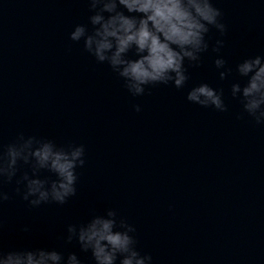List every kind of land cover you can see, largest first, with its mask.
I'll list each match as a JSON object with an SVG mask.
<instances>
[{
    "label": "water",
    "instance_id": "1",
    "mask_svg": "<svg viewBox=\"0 0 264 264\" xmlns=\"http://www.w3.org/2000/svg\"><path fill=\"white\" fill-rule=\"evenodd\" d=\"M216 6L228 25V63L264 54V0ZM88 15L86 0H0V137L24 132L86 147L77 194L65 205L29 208L14 183L5 185L13 198L0 210V243L58 247L67 224L116 208L154 264H264V127L238 119L232 78L219 79L209 51L188 68L185 89L161 85L132 98L68 39ZM201 82L224 89L227 112L186 100Z\"/></svg>",
    "mask_w": 264,
    "mask_h": 264
},
{
    "label": "clouds",
    "instance_id": "2",
    "mask_svg": "<svg viewBox=\"0 0 264 264\" xmlns=\"http://www.w3.org/2000/svg\"><path fill=\"white\" fill-rule=\"evenodd\" d=\"M86 23H78L68 39L97 64L107 65L132 98L157 86L183 90L189 67H200L205 54H215L213 66L221 81L232 78L229 94L241 106L238 119L264 127V54L249 55L233 67L222 55L228 32L217 0H86ZM213 30L217 34L214 43ZM223 88L207 82L187 90L186 100L204 109L228 111ZM139 113L140 104L132 105ZM86 165L84 144L19 132L5 143L0 137V210L13 197L29 208L65 205L77 194L78 169ZM3 220L0 218V234ZM22 231L29 232L25 226ZM136 226L116 208L93 211L85 220L69 223L53 247H8L0 243V264H154L142 251ZM78 251L71 250V247Z\"/></svg>",
    "mask_w": 264,
    "mask_h": 264
}]
</instances>
